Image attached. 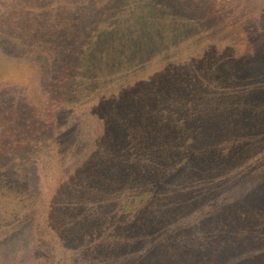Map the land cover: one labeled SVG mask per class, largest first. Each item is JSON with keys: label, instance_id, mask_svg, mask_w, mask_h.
<instances>
[{"label": "rangeland", "instance_id": "374dc122", "mask_svg": "<svg viewBox=\"0 0 264 264\" xmlns=\"http://www.w3.org/2000/svg\"><path fill=\"white\" fill-rule=\"evenodd\" d=\"M188 67L224 96L190 108L170 94ZM171 107L199 128L186 157L164 153L179 131L153 124ZM115 145H138L163 176L135 185L132 230L104 263L264 264V0H0V264H62L49 199L73 171L107 181L102 211L125 215L115 159L101 158Z\"/></svg>", "mask_w": 264, "mask_h": 264}, {"label": "trees", "instance_id": "16d2710c", "mask_svg": "<svg viewBox=\"0 0 264 264\" xmlns=\"http://www.w3.org/2000/svg\"><path fill=\"white\" fill-rule=\"evenodd\" d=\"M150 42L151 41L149 40V45ZM188 69V73L182 78H175V80L180 81L178 83L179 85L174 88L171 85L166 86L170 94L177 93L178 96L184 97L186 104H190V108L197 107L199 101L204 97L210 96L219 99L224 96L225 89L218 85L217 79L204 75L207 69L204 70L203 68L200 71L196 70L195 73L193 72L192 67H188ZM186 96L188 98H186ZM180 100L182 99H176L173 101L179 102ZM187 107L188 105L185 108ZM170 109H173L174 112L170 113L169 119L165 123L166 127L158 123L153 124L158 126L157 132L159 133H165L172 130L177 134L179 131L178 133L181 135L176 138L174 144L171 142L170 145L166 146V152L164 151V153H167L170 157H186L192 150V146L188 144V139L191 136H198L199 128L191 130L189 124H187L182 117L181 111H178V108L171 107ZM175 112L179 115L178 118H180L181 123H174V120H176L173 119ZM151 120L153 121L154 119L151 118ZM129 130L131 131L128 134L132 136L136 133H140V131L134 130L133 127L129 128ZM145 134L150 142L160 141V139L158 140L157 134L155 136L153 135V131H151V134L149 132H146ZM126 137L127 136H125V138ZM137 146L138 145H134L132 150L131 147L128 148L126 146H121L120 148H117V145H115L113 149H111L112 151L109 149V153H107L106 156L103 155L101 157L115 159L113 165H115L114 177L116 178V182L115 185H113V188L118 187L117 192L119 194H117V196L120 198V201H122V205L125 206L123 211L125 215H122L121 212L115 210H112L110 213L102 211V209L105 208L103 201H106L107 195L110 193V191L104 192V189L107 187V185H105L107 182L106 180H104L106 181L105 184L101 183V186H98L96 182H90L88 180L89 178H86L88 181L86 179L78 180L75 177L77 172L74 171L71 178L65 179L67 182L63 184L62 189L59 185L56 189L63 190L65 195L60 198L54 196L57 194L56 191L51 199H49L52 207H50L51 210L48 211V213H51L50 215L54 216V219L50 223L51 228L49 230V232L52 233V236L49 237V232L43 231V234L49 237L50 250L58 258H61L62 264H74V262L79 264V261H81V258L83 257L86 258V264H110L109 261L104 263L106 260L104 259V261H102V257L107 255V258H110V255L114 253V246L120 242L119 237L123 236V234H127L131 229V226H133L132 223L134 216H132V213L134 212V209H136L135 204L133 203V196H135L138 184L146 183L144 185L147 186L146 191L152 190L151 186L156 178L161 179L163 176H158L160 170L157 169V164L154 160L150 159L151 157L149 155H144V157H142L141 154H139L141 150L137 153ZM135 169H139L144 174L147 172V174L154 175L153 177L141 176L138 177L136 181H132V179H135ZM90 170L95 176L97 173L95 165H93V168ZM130 172H132V177L129 176L131 174L128 175ZM64 173L68 174L69 172L65 169ZM164 179L165 178L161 180L160 184L163 183ZM140 196L141 194L139 197ZM54 202H58V205L62 207L67 205L69 207V212L65 211L66 213H63L62 215L59 214V212H56L55 210L57 206L54 207V205H52ZM96 210H100L99 214ZM91 212H93V215L89 216ZM94 213H96V215L98 214V216H94ZM75 214H77L76 217ZM87 219H89L88 222H86ZM78 221L86 222L87 228L84 229V231L80 230L82 234H78L79 236L75 238L71 233ZM135 231H138V229H134L132 235L135 234ZM128 245L130 246L129 243ZM130 247L134 248L135 246ZM96 252H98V254L101 252L104 255H96ZM142 252L143 254L148 255V252L145 249H142ZM74 254L77 255L78 260H75Z\"/></svg>", "mask_w": 264, "mask_h": 264}]
</instances>
